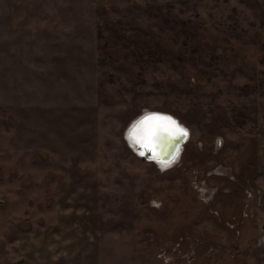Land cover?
I'll return each instance as SVG.
<instances>
[{
    "label": "rangeland",
    "instance_id": "1",
    "mask_svg": "<svg viewBox=\"0 0 264 264\" xmlns=\"http://www.w3.org/2000/svg\"><path fill=\"white\" fill-rule=\"evenodd\" d=\"M147 110L189 129L167 169L125 139ZM7 248L264 264V0H0Z\"/></svg>",
    "mask_w": 264,
    "mask_h": 264
},
{
    "label": "snow or ice",
    "instance_id": "2",
    "mask_svg": "<svg viewBox=\"0 0 264 264\" xmlns=\"http://www.w3.org/2000/svg\"><path fill=\"white\" fill-rule=\"evenodd\" d=\"M187 132L177 126L171 118L146 116L131 129L129 136L153 152L157 147L176 144ZM178 146V145H177ZM143 154V153H142Z\"/></svg>",
    "mask_w": 264,
    "mask_h": 264
},
{
    "label": "water",
    "instance_id": "3",
    "mask_svg": "<svg viewBox=\"0 0 264 264\" xmlns=\"http://www.w3.org/2000/svg\"><path fill=\"white\" fill-rule=\"evenodd\" d=\"M146 116H159V117H164V118H171V120L176 122L178 127L183 129L184 131H186L183 127H181V123H179L177 121L176 117H174L173 115H171L169 113H165V112H161V111H149V112H146L144 114H141L140 116H138L132 122L131 126L129 127L130 131L133 128L134 125L138 124ZM188 136H189V133H187V135L185 137H182L179 141H177L176 144L157 147L155 152H153V151H151V150H149L147 148H143L141 146V144L136 143V141H134V145H136L135 153L139 157H141V158H143V159H145L147 161H151V162H159L162 159L170 161L178 153V150L180 149V146H182L185 143V141L187 140Z\"/></svg>",
    "mask_w": 264,
    "mask_h": 264
},
{
    "label": "crops",
    "instance_id": "4",
    "mask_svg": "<svg viewBox=\"0 0 264 264\" xmlns=\"http://www.w3.org/2000/svg\"><path fill=\"white\" fill-rule=\"evenodd\" d=\"M1 255L0 264H60L55 259H43L42 251L32 250V252H29L22 249L12 250L11 248H7L2 250Z\"/></svg>",
    "mask_w": 264,
    "mask_h": 264
},
{
    "label": "bare ground",
    "instance_id": "5",
    "mask_svg": "<svg viewBox=\"0 0 264 264\" xmlns=\"http://www.w3.org/2000/svg\"><path fill=\"white\" fill-rule=\"evenodd\" d=\"M152 111H154V110H152ZM146 112H149V110L144 111V112L141 113V114H144V113H146ZM161 112H162V111H161ZM165 113H166V112H165ZM141 114H139L138 116H140ZM138 116H137V117H138ZM137 117H135V119H136ZM135 119H134V120H135ZM134 120H133V121H134ZM133 121H132V122H133ZM177 121H178L179 123H181L178 119H177ZM132 122H130L129 125L127 126V128L125 129V133H124V135H125V139H126V141L128 142L127 144L129 145V147H131L133 150H136V145H134V141H135V140L131 139L130 136H129V133H130V129H129V127L131 126ZM181 127H183V128L187 131V133H189V129H187L186 126H185L184 124L181 123ZM188 140H189V137L187 138V140L185 141V143H184L182 146H180V149L178 150V153L175 155V157H174L172 160L167 161V160H165V159H162L163 161L161 160V161L157 162V164H158L162 169H167V168L171 167L173 164H175V163L178 161V159L180 158V156H181V153H182V151H183V150H181V149H183V146H185V144L187 143ZM162 158H163V157H162Z\"/></svg>",
    "mask_w": 264,
    "mask_h": 264
}]
</instances>
